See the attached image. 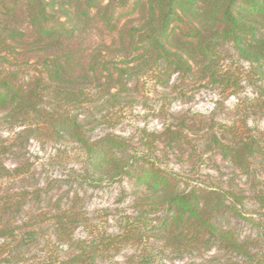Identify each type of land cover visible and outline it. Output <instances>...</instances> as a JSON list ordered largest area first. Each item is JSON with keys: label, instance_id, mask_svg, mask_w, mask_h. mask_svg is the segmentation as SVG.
<instances>
[{"label": "trees", "instance_id": "obj_1", "mask_svg": "<svg viewBox=\"0 0 264 264\" xmlns=\"http://www.w3.org/2000/svg\"><path fill=\"white\" fill-rule=\"evenodd\" d=\"M0 16V119L19 128L0 137V264H97L128 243L135 249L123 264L210 251L231 259L181 264H264L263 249L229 222L238 216L264 237V222L242 211L243 193L180 170L218 157L249 179L263 159L264 130L245 117L224 124L176 111L136 141L114 131L121 102L147 85L164 94L195 74L234 91L236 78L220 70L225 46L261 69L264 0H0ZM30 139L74 143L83 155L78 185L129 180L133 215L111 232L75 195H48L21 150ZM6 154L18 161L7 165ZM254 197L260 218L264 193Z\"/></svg>", "mask_w": 264, "mask_h": 264}, {"label": "rangeland", "instance_id": "obj_2", "mask_svg": "<svg viewBox=\"0 0 264 264\" xmlns=\"http://www.w3.org/2000/svg\"><path fill=\"white\" fill-rule=\"evenodd\" d=\"M0 16V21L1 20ZM220 70L230 71L237 80V86L222 88L220 83H211L199 75H192L184 81H174V89L165 91L164 94L157 87L147 85L141 95L134 96L132 101H122L117 108L118 120L114 131L136 141L143 131L150 132L160 130L164 119L170 121L169 112L190 111L200 112L214 120L231 124L245 117L248 126L264 130V107L260 105L264 101V66L259 69L254 62L239 57L238 52L230 47L221 48ZM224 87V86H223ZM132 96H129L130 98ZM127 98V99H128ZM259 99L256 105H251L249 99ZM161 110V111H160ZM169 114V115H168ZM7 121L0 119V137L9 136L15 127L7 128ZM98 129L96 133H101ZM21 150L31 165L30 173L40 187L46 189L48 195L61 197L62 199L74 196L78 199L77 205L85 212L93 222H99L107 231L115 232L124 224L126 217L133 215V199L131 183L122 179L110 185L92 188L87 184L78 185L75 176L83 169V155L81 150L67 140L39 142L28 140L22 142ZM263 159L255 161L252 165L251 177L246 179L239 171H232L222 160L214 157L198 166H186L180 168L183 174L190 178L209 185H222L232 190L242 192V211L255 221L259 218V204L254 195L264 193V155ZM18 158L8 154L4 156L7 165L14 164ZM260 161L259 164H256ZM169 163L178 168L177 162ZM254 186H251V185ZM242 189V191H239ZM230 225L237 229L241 235H248L252 244L264 251V237L258 235V231L245 219L238 216L230 217ZM77 236L83 235L79 229ZM134 246L126 244L117 253H111L98 259L97 264H123L127 254L134 251ZM231 259L229 254L210 251L194 259H173L164 264H181L193 261L206 263Z\"/></svg>", "mask_w": 264, "mask_h": 264}]
</instances>
